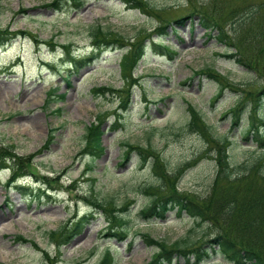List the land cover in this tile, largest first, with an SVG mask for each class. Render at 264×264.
Returning a JSON list of instances; mask_svg holds the SVG:
<instances>
[{
	"label": "rangeland",
	"instance_id": "obj_1",
	"mask_svg": "<svg viewBox=\"0 0 264 264\" xmlns=\"http://www.w3.org/2000/svg\"><path fill=\"white\" fill-rule=\"evenodd\" d=\"M52 1L0 0V29L29 34L0 48V146L28 165H22L28 174L10 187L11 170L0 169V264H99L108 249L112 264H146L160 250L148 239L202 234V226L175 210L147 218L142 209L154 195L172 190L205 199L226 139L232 163L261 158L264 164V150L252 140L256 128L264 133V100L257 104L253 97L264 81L225 57L215 37L220 24L233 36V18L224 9L239 16L264 0H144L146 10L121 0H84L79 8L61 0L54 9ZM195 8L220 22L214 31L200 23ZM189 15L184 24L174 21ZM247 18L240 35L254 37L264 8ZM91 25L112 31L109 45L94 48ZM81 59L85 65L76 66ZM193 109L206 136L188 125ZM92 123L103 130L101 156L91 153ZM151 132L166 176L177 172L163 189L153 187L160 181L151 164L141 165L138 151L121 161L128 149L122 142L146 146ZM90 202L106 211L94 212ZM111 227L125 233L112 237ZM172 264L187 261L181 256ZM201 264L227 262L217 255Z\"/></svg>",
	"mask_w": 264,
	"mask_h": 264
},
{
	"label": "trees",
	"instance_id": "obj_2",
	"mask_svg": "<svg viewBox=\"0 0 264 264\" xmlns=\"http://www.w3.org/2000/svg\"><path fill=\"white\" fill-rule=\"evenodd\" d=\"M60 1L53 0L48 6L59 9ZM73 1L77 8L85 3L84 0ZM121 1L133 9L146 10L148 8V3L144 0L143 2L141 0ZM262 8H264V3L256 4L251 7L250 13L239 16L233 15L231 10L224 9L226 10V16L233 18L231 22L233 36L226 33L220 22L215 20L212 15L196 8L192 12L199 14L200 23L210 31H214L216 29L214 27L220 24L215 37L226 47L225 54L223 55L237 60L240 64L250 69L259 84V81H264V24H259L260 29L255 33L254 37L252 36L254 34L252 31L248 32L245 36H241L240 33L243 29V23L248 20L247 17L252 13H259ZM188 18H191V16L181 17L174 21L177 24H184ZM88 30L94 48L100 49L106 43L107 45L110 44V42H107V39L112 35V31L105 29L102 25H91L88 27ZM21 34L28 33L21 31L10 32L0 29V48ZM208 34L211 35V32H208ZM34 39L36 38L34 37ZM64 47L68 49L67 45H64ZM135 52V60H137L139 58L137 55L141 53L139 52V47ZM85 62L82 59L75 60V65L82 66L85 65ZM210 75L215 78L212 73ZM65 81L69 86L72 85L70 77H66ZM105 89L107 88L102 90L104 91ZM253 94L255 102L257 104L261 103L264 100V85H261ZM65 96L66 93L61 94V97ZM127 102H130L129 97L122 105V109H127ZM57 110L61 111V108ZM197 114L198 112L193 109L188 125L191 130L199 131L201 134L203 133L202 135L206 136L204 129L199 126ZM238 121L239 117L236 116L235 123ZM93 125L94 123L90 125V128L92 129L93 127L94 130V139L90 144L92 148L91 153H93V156H101L105 151V146L101 139L103 130L95 125L96 128H94ZM119 125L118 122H115L114 127H118ZM205 129H208L207 136L214 138L213 127L205 123ZM256 130L257 132L252 135V140L264 150V133L258 128ZM153 132L147 135L148 142L143 147L135 146L129 141L122 142L128 149L124 151L121 161L129 160L131 151H138L141 157V165L151 164L153 172L157 176L158 181H160L159 185L153 187L163 189L167 183L170 185L172 182L170 177L172 179L176 177L177 172L174 175L171 174L172 176H166L165 173L168 172L166 162L151 144ZM51 139L52 135L45 145L49 144ZM246 139H250V135ZM218 141L222 142L223 138L219 137ZM225 142L229 141L226 139L223 143ZM223 143V150L219 151L218 165L212 189L205 199L199 200L195 197L169 190L161 195H154L149 200L148 205L142 209L143 214L150 213L146 215L147 218L151 216L163 218L169 210H175L178 217L187 214L198 225L202 226V234L200 236L193 237L186 235L173 242H168L166 239L162 241L154 240L148 234H143L146 239L150 238L148 239V244L155 243L160 249L155 253L151 261H148L146 264H172L174 258L181 256L186 258L187 264H201L217 255L221 256L227 264H264V164L261 163V158L254 160L250 164L232 163L226 151L227 147L223 146ZM95 153L97 155H94ZM8 161L9 163H7ZM25 162L27 163V160ZM22 165L27 164L22 162L21 156H17L15 153L7 151L0 146V169L9 168L11 170L10 176L6 180L7 187H10L12 184L14 185L19 178L28 174L27 170H23ZM16 187L19 189L24 188L21 184ZM173 188H177V183H174ZM98 199H102V203H108L106 202V198H101L100 196L95 198L97 201ZM96 203L90 202L91 205L95 206L94 212L99 209L106 211V208L102 204ZM82 220L76 224V230L82 226ZM114 221H116L115 218H113ZM110 229L109 235L112 237H121L125 233L124 230L117 232L114 227ZM127 232L126 230V234ZM14 239L16 241H24L20 235H17ZM112 259L113 257L108 249L99 264H112Z\"/></svg>",
	"mask_w": 264,
	"mask_h": 264
}]
</instances>
